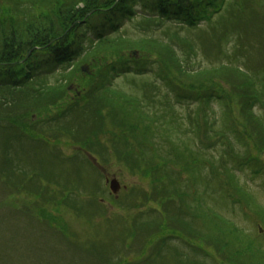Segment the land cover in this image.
I'll list each match as a JSON object with an SVG mask.
<instances>
[{
  "label": "trees",
  "instance_id": "obj_1",
  "mask_svg": "<svg viewBox=\"0 0 264 264\" xmlns=\"http://www.w3.org/2000/svg\"><path fill=\"white\" fill-rule=\"evenodd\" d=\"M254 3L255 0H0V194L12 189L21 194L25 186H35L38 193L39 189L44 191L45 202L55 204L58 211L62 208L64 213L99 225L96 237L71 243L82 254L79 264H166L170 259L173 264H205L201 258L198 262L188 260L187 255L179 253L173 245L176 241L198 251L197 258L209 257L213 264H264V251L250 250L242 230L205 206L206 191L199 195L190 185L210 183L209 177L202 174L203 166L210 161L204 154L216 139H225L227 134L215 128L217 120L224 121V128L232 130L239 143L247 144L246 135L233 122L230 103L221 94L194 95L180 88L173 70L164 63L152 68V61L141 55L156 53L175 71L188 77L195 75V79L201 74L216 73L238 80L240 83L234 86L241 91V115L264 150V117L255 112L264 104L259 90L264 78V42L262 30L249 32L244 27L256 17ZM205 34L210 38L209 45ZM229 38H234L235 50L228 60L240 65L197 68L192 64L200 49L208 52L207 46L221 54V44ZM257 52L262 57L258 62L253 59ZM83 66L89 68L87 74L82 72ZM56 73L58 84L50 86L48 79ZM150 75L161 80L164 92L157 82L148 81ZM124 80L142 81L144 88L151 90L137 95L117 89V83ZM75 83L82 90L74 102L59 107L48 118L33 121L35 115L51 114V108L58 107ZM213 100L223 108L220 118L209 109ZM191 102H196V109L189 110ZM201 104L205 115L199 112ZM180 108L188 109L185 117L179 116ZM182 121L189 122L195 137L203 135L204 140L196 148L176 137ZM46 135L53 136L59 144L73 146V154L67 156L59 148L58 153L48 152L49 141L54 140ZM228 145L231 148L230 142ZM90 157L105 168L117 162L148 186L142 184L122 193L123 199L112 197L116 213L111 214L99 200L98 179L103 175ZM247 160L248 165L254 163ZM53 161L58 162L59 169L61 164H67L78 177L82 168L89 169L94 182L93 188H88L92 197L87 203L73 202L85 195L80 190L85 186L77 179L68 180L62 191L55 190L57 195L46 194L51 181L58 188L62 185L63 173L45 168ZM229 172L226 170L225 176L233 192L246 196ZM185 173L189 179L186 182L182 177ZM62 179L66 181V177ZM193 191L196 196L191 198ZM228 199L235 200L226 191L222 203L227 204ZM189 201L197 206L192 207ZM139 209L138 214L129 216L132 220L126 217L125 213ZM253 212L264 223L261 208L255 207ZM114 232L117 240L111 237ZM130 237L138 240L141 252L131 261L124 253ZM197 239L213 246L211 255L206 253L210 247L193 244ZM115 254L119 255L117 262ZM139 259L142 261L137 262Z\"/></svg>",
  "mask_w": 264,
  "mask_h": 264
},
{
  "label": "rangeland",
  "instance_id": "obj_2",
  "mask_svg": "<svg viewBox=\"0 0 264 264\" xmlns=\"http://www.w3.org/2000/svg\"><path fill=\"white\" fill-rule=\"evenodd\" d=\"M253 6L256 8V17L249 23L244 24V27L249 32L262 30V40L264 42V0H255ZM254 24H256V27H253ZM205 38H207L205 41L207 42V45H209L210 38L207 34L204 35V39ZM234 44V38H229L226 42L222 43L221 54L217 53V49H211L209 46L206 47L208 52H205L204 49H200V54L197 58L192 60V64H195L197 68H210L213 65H216L215 67H217L222 64L228 65L229 63H232L231 60H228V57H231L235 50ZM141 55L142 57H148L149 61H152L150 63L152 68H159L160 64L164 63L169 70H173L171 73L176 78V82L180 88L186 89L194 95L206 92H214V94L219 95L221 94L230 103V110L233 114V122L236 125L237 130L246 135L247 144H243L241 142L239 143L236 138V134L232 130H229V128H224L226 127L224 125V121L221 119L217 120V127L215 128L220 129L221 132L226 131L227 134L225 139H216L213 146L209 147L210 149L206 152V154H204L205 158L210 161L209 164L205 163L203 166L204 168L202 170V174L209 177L210 183L207 186L205 183L194 184L191 182L190 185L191 188L199 193V195L206 191L204 193L206 194L204 196L205 206L212 208L223 218L233 223L236 228L242 230L244 236H246L249 240L248 247L250 250L258 248L264 251V223L261 221L262 218L255 215V212L251 213L255 207H260L264 215V150L257 142V135L250 127L248 128L246 119L243 115H241L242 105L241 95L239 94L241 91H238V89L234 86L235 82H240L233 77H220L215 75L216 73H213L212 75L201 74L197 79H195V75L194 77H192V75L188 77L181 72L179 73L175 71L166 60L156 53L151 52L150 56L146 54ZM261 58L262 57L258 54V52L256 53V56L253 57L256 62H258V59L261 60ZM242 60L243 59L240 61ZM239 63L240 62L235 60L232 64ZM58 80V73H56L49 77L48 83L50 86H53L58 84ZM262 80L263 83L260 84L259 90L264 100V78H262ZM148 81H152L154 84L157 82V84L161 86L162 92L166 90L159 78L154 76L152 78V75H150V79ZM134 83L137 84L135 85ZM76 87L78 90L71 92L68 91L58 107L51 108V114H47L42 117L35 115L33 121H41L46 118V116L48 118V116H52L54 114L53 112L58 111L57 109H59V107H65L74 102L77 99V93H81L82 90L79 84H76ZM116 88L128 93H137V95L148 93L151 90L150 88H144L142 81L132 82L131 80L118 82ZM194 104H196V102L190 103L189 110L197 108ZM203 108L204 104H201L199 110L200 114H204ZM211 108L216 111V117H222L223 108L220 106L218 100H213L211 102L209 109L211 110ZM177 110L179 112V116L181 117L182 114H188L186 113L188 109L180 108ZM205 110L207 111V109ZM255 112L261 118L262 116L264 117V104L257 106L255 108ZM185 115L183 117H185ZM181 124V131H176V137L187 142L191 148H196L197 144H200V142L204 140L203 135L200 138L195 137L193 133L190 132L191 127L189 122L184 123V121H182ZM182 130H185L187 134L182 132ZM46 138L55 139L50 135H46ZM218 140H220L222 144L219 143ZM229 142L232 144L231 148L228 147ZM49 143L51 146L47 149L48 152L52 150L58 153L59 148L61 151L66 153L67 156H71L73 154L74 147L65 146V142L59 144L58 140H54V142L49 141ZM30 148H32V146H30ZM159 149L161 150L160 146ZM36 151L37 150H35V153ZM35 153L32 155H35ZM37 154L38 157L41 158V153L38 152ZM236 154H239L241 157L237 159ZM88 159L97 168H99L103 175L102 178L98 179V189H101L98 192V196L100 197L99 200L103 202L107 211L109 210L111 214L116 213V209H114L115 207L112 205L113 202L111 201V198L113 196L106 183L108 179L111 180L113 178H117L121 186L126 188L124 190L122 188V193L130 191L134 187L138 188L142 184L144 187L148 186V184L144 182L140 176H132L127 170L120 168V165L117 162H114L110 167L105 168L99 165V163L92 157ZM34 160L36 161L35 157ZM246 160H252L254 163L248 165ZM60 166L61 167L59 169L57 161H53V163L51 162L45 165V168L49 172H58L59 169L60 172L63 173V177H66V181L62 179L63 177H60L62 185H60L59 188L58 186H55L56 182L51 181L53 183L48 186V192L46 194L57 195L60 188L62 191L68 180L75 181V179H77L86 187L80 188L81 192L85 195L76 197L77 199H74L73 202L80 203L85 201L84 203H87V201L90 200L89 196L92 197L90 194L91 189H88L91 187L93 188L94 181L92 173L89 169L82 168L80 171L81 175L78 177L76 171L73 173V170L67 164H61ZM226 170H229L232 173L234 176V182L239 187L243 188V193L244 195L246 194V196L241 197L242 195L239 196L233 192V188L230 187L225 176ZM186 174L187 173L182 175L183 180L185 179L184 182L189 180L187 178L188 175ZM56 179L58 178L54 177L55 181ZM36 190L35 186L28 185V187L25 186V190L21 194H18L15 189L7 191V194H0V264H79L77 261H79V255L82 254L76 252L75 249H79L74 247L71 243H73L74 240H91L96 237V234L98 233V229L96 227L100 226L89 219L84 220L82 218H75L69 212L64 213V209L62 208L58 211L55 204L48 200L45 202L46 198L44 197L46 196L43 195L44 191L39 189L38 193ZM55 190H58V192H55ZM195 191L190 194V196L194 195L191 196V198L196 196ZM226 191L227 194L231 193L233 199L235 198V200H226V202H228L227 204L225 202L222 203L221 200L224 192ZM122 193H120L118 198L120 197L123 199L124 194ZM73 197L75 198V196ZM81 197H85L86 199H79ZM232 201H236V203H233ZM188 203L192 207L197 206V203L195 202L189 201ZM140 210L141 209L131 210L125 213L126 217H129L130 215L133 217L135 214H138L137 211ZM195 226L197 228V225ZM204 232L206 231L204 230ZM113 234H111V237L117 240L116 233L114 232ZM64 238L67 241L64 240ZM138 244L139 242L137 239L135 240V237H130L126 240L124 253L127 254L126 256L128 260H134L141 255L140 250H138ZM193 244H195L196 247L205 246L206 249H209L210 247V251H206V253L211 255V249L213 246H209L210 244L208 242L197 239ZM173 245L178 247L179 253L182 252V254L187 255L186 258H188V260L190 259L198 262L201 258L204 260L205 264H213V260L209 257L203 256L197 258L196 256L198 251H193L191 246H187L181 241H176ZM121 246L122 243L120 247ZM86 257H88V255ZM118 258L119 255L115 254L114 262H117ZM141 259L137 260V262L142 261ZM166 264L173 263L170 259V261ZM222 264L226 263L222 262Z\"/></svg>",
  "mask_w": 264,
  "mask_h": 264
},
{
  "label": "water",
  "instance_id": "obj_3",
  "mask_svg": "<svg viewBox=\"0 0 264 264\" xmlns=\"http://www.w3.org/2000/svg\"><path fill=\"white\" fill-rule=\"evenodd\" d=\"M83 71H84V72H87V70H86L85 68H83ZM70 90H71V89H70ZM110 188H111L113 194H118V192H119L120 189H121V186H120L119 182H118L116 179H113V180L110 182Z\"/></svg>",
  "mask_w": 264,
  "mask_h": 264
}]
</instances>
